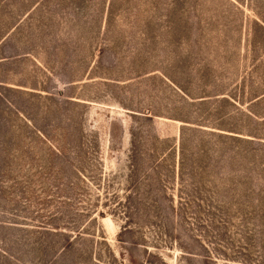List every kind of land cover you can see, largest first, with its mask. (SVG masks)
<instances>
[{
  "label": "rangeland",
  "instance_id": "rangeland-1",
  "mask_svg": "<svg viewBox=\"0 0 264 264\" xmlns=\"http://www.w3.org/2000/svg\"><path fill=\"white\" fill-rule=\"evenodd\" d=\"M0 264H264V0H0Z\"/></svg>",
  "mask_w": 264,
  "mask_h": 264
}]
</instances>
